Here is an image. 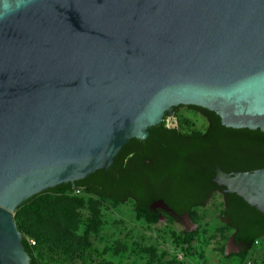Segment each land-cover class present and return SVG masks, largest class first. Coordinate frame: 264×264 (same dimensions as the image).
Listing matches in <instances>:
<instances>
[{"label":"water","instance_id":"water-1","mask_svg":"<svg viewBox=\"0 0 264 264\" xmlns=\"http://www.w3.org/2000/svg\"><path fill=\"white\" fill-rule=\"evenodd\" d=\"M177 105L264 132V0H0V264L30 263L19 205L108 169ZM213 170L224 202L264 213V167Z\"/></svg>","mask_w":264,"mask_h":264},{"label":"trees","instance_id":"trees-1","mask_svg":"<svg viewBox=\"0 0 264 264\" xmlns=\"http://www.w3.org/2000/svg\"><path fill=\"white\" fill-rule=\"evenodd\" d=\"M188 107L203 114L206 128L195 127L182 114L176 115L178 127L168 128L162 120L148 128L146 139L131 138L123 145L108 169L75 181L80 193L70 183H62L19 205L13 218L30 257L29 264H110L94 257L89 239L98 230L104 202L117 205L133 199L136 218L147 225L185 215L198 224L201 217L196 207L204 206L218 189L214 172L207 168L208 161L227 172L264 167V132L226 127L215 112ZM160 200L168 210L156 205ZM82 209L90 214L87 223L82 222ZM220 215L233 229L238 249L228 258L243 264L258 239L264 237V213L237 194L226 193ZM82 225L85 229L79 234ZM168 231L178 246L189 245L198 234V229L176 231L171 226ZM123 248L118 242L115 250ZM138 251L148 254L151 261L158 260L154 248Z\"/></svg>","mask_w":264,"mask_h":264},{"label":"rangeland","instance_id":"rangeland-1","mask_svg":"<svg viewBox=\"0 0 264 264\" xmlns=\"http://www.w3.org/2000/svg\"><path fill=\"white\" fill-rule=\"evenodd\" d=\"M177 114L186 116L199 129L207 126L201 112L185 105L166 117L165 124L178 127ZM133 204L131 198L117 205L110 201L103 203L98 230L89 235L93 255L98 261L110 264H238L228 258L238 249L231 241L233 229L224 224L220 215L224 207L221 191H214L204 206L196 207L201 217L198 224L190 218L181 217L172 221L161 218L156 224L147 225L144 220L136 218ZM81 213L82 222L87 223L89 212L82 209ZM168 226L176 231L198 229V234L189 245L178 246L172 242ZM84 229L85 225H82L78 233L82 234ZM118 242L124 246L119 252L115 250ZM147 247L156 250L158 260L151 261L148 254L138 251V248ZM243 264H264V237L258 239Z\"/></svg>","mask_w":264,"mask_h":264},{"label":"flooded vegetation","instance_id":"flooded-vegetation-1","mask_svg":"<svg viewBox=\"0 0 264 264\" xmlns=\"http://www.w3.org/2000/svg\"><path fill=\"white\" fill-rule=\"evenodd\" d=\"M181 106H183V105H177V106H174L173 107V112H176L177 111V109L179 108V107H181ZM188 107V106H187ZM192 109H195V108H192ZM195 110H197V109H195ZM197 111H199V110H197ZM200 112V111H199ZM169 115H165L164 116V118H163V120L166 118V117H168ZM168 128H172V127H169L168 125H166ZM130 154H128L126 157H128ZM214 166H218V165H216V164H214L212 161H208L207 162V168H209V169H211L213 172H214V170H213V167ZM220 167V166H219ZM221 168V167H220ZM220 191V189H219V187H218V189H216L215 191ZM158 203V202H157ZM156 203V204H157ZM153 206H155V205H153ZM183 217V216H182Z\"/></svg>","mask_w":264,"mask_h":264},{"label":"built area","instance_id":"built-area-1","mask_svg":"<svg viewBox=\"0 0 264 264\" xmlns=\"http://www.w3.org/2000/svg\"><path fill=\"white\" fill-rule=\"evenodd\" d=\"M73 190H75L76 193H80L81 192V190L79 188H77V187H75Z\"/></svg>","mask_w":264,"mask_h":264}]
</instances>
